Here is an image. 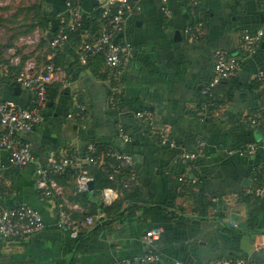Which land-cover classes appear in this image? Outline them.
Returning a JSON list of instances; mask_svg holds the SVG:
<instances>
[{
	"label": "crops",
	"instance_id": "0c3cea01",
	"mask_svg": "<svg viewBox=\"0 0 264 264\" xmlns=\"http://www.w3.org/2000/svg\"><path fill=\"white\" fill-rule=\"evenodd\" d=\"M39 1L50 23L47 28L36 27L38 40L33 43L24 35L20 42L13 41L10 24L18 10L11 7L14 0H0V8L9 7L0 10V17H6L0 21V100L21 107L30 106L31 97L13 82L12 75H32L42 68L51 49L49 38L61 20L70 18L66 0ZM81 1L86 27L80 38L83 43L97 32L100 24L92 19L106 0ZM194 1L199 5L193 13ZM198 23L205 34L190 42L185 30ZM260 31L258 51L243 60L236 77L217 85L210 95L204 94L214 75L215 53L239 54L242 35ZM121 40L132 46L133 57L116 82L101 58L82 66L67 46L60 48L66 64L73 65L72 73L65 68L72 76V86L65 89L61 83L52 84L41 123L19 138L43 165L63 153L82 156L91 146L129 153L135 161L136 211H129L121 190L116 200L121 212L108 217L103 197L107 187L97 173H91L94 189L88 194L78 196L75 177L69 173L56 179L60 197L43 201L33 165L8 168L3 171L0 205L6 209L32 207L41 214L44 229L29 238L0 240V264L137 260L148 249L146 233L156 227L163 230L154 242L162 254L158 264L238 258L264 264V193L258 197L248 193L264 188V80L255 79L264 70L260 0H137ZM74 95L86 107L83 120L69 117ZM205 96L211 98L206 102ZM141 110L150 111L157 125L168 130L174 146L159 144L151 136L148 125L135 116ZM119 120L133 138L130 144L118 138ZM192 155L198 156L185 158ZM0 158L6 164L5 152ZM182 176L195 182L183 186ZM60 201L75 220L96 218L95 225L85 228L88 232L75 255L80 241L55 225Z\"/></svg>",
	"mask_w": 264,
	"mask_h": 264
},
{
	"label": "built area",
	"instance_id": "2783aa9c",
	"mask_svg": "<svg viewBox=\"0 0 264 264\" xmlns=\"http://www.w3.org/2000/svg\"><path fill=\"white\" fill-rule=\"evenodd\" d=\"M264 7V0H260ZM193 10L198 7V2L192 3ZM66 7L70 11V18L61 20V25L52 37L50 42L51 52L44 66L35 74L25 75L21 73L13 74V82L25 90L31 97V104L21 107L11 101L0 100V153L7 154L6 164L0 158V194L4 192L3 171L6 169H20L30 165L35 168L37 190L41 200L48 201L60 197L56 179L64 176L70 170H78L76 176V193L78 195L90 191L92 178L86 165H96L101 167L108 180L117 187H107L104 189V202L111 206L118 198L121 190H127L130 182L136 181L134 170L135 161L132 155L126 152H109L108 161L96 159L90 154L84 157L77 153H63L57 158L50 159L46 164H40L30 150L28 143L22 141L19 135L22 132L31 133L42 121V113L47 106V92L54 83H61L65 89L72 86V76L69 75L63 66L55 63V51L64 47L68 42L70 30L80 28L83 24L84 14L79 1L66 0ZM137 9V0H106L102 7V13L98 19L100 27L92 35L91 39L81 43L74 50L77 61L86 66L88 62L97 56L103 57V63L116 82L122 74L124 66L133 57L132 46L121 38L115 40L124 33L126 20ZM168 13V11H165ZM185 34L190 42L201 40L205 34L202 24H192L186 28ZM263 31L256 34L245 33L241 37V52L232 55L226 51L219 50L215 53L214 75L211 83L206 88L204 94L210 95V91L219 83L232 80L236 77L243 60L254 55L260 46ZM18 61V60H16ZM257 81L264 80V70L255 75ZM110 100L113 102L116 96L115 89L112 90ZM72 105L74 108L72 119L83 120L86 116V107L80 102L77 95L73 96ZM136 118L146 123L151 136L159 144L174 146L170 139L168 130L158 126L153 114L147 110H141L135 114ZM118 138L123 144L131 142V136L126 130L123 122L117 123ZM202 147L203 143L198 142ZM91 146L89 152L95 150ZM255 148L251 147V152ZM201 153V151H200ZM198 155L186 156L185 158H195ZM264 179V174L262 175ZM194 183L195 180L182 176L179 182L184 186L187 182ZM250 195L261 196L264 188L257 191L249 190ZM96 223V218L89 216L85 221L75 220L69 214L63 202L57 204L56 228L64 231L72 239H77L85 228L92 227ZM44 229V221L41 214L28 205H21L16 208L6 209L0 205V240L9 241L13 239L29 238ZM162 228L156 227L149 230L145 236V243L148 247L146 253L137 260L125 259L114 264H158L162 259V254L154 247V242L162 235ZM172 264H182L174 261ZM204 264H253L251 259L238 258L235 260L222 259Z\"/></svg>",
	"mask_w": 264,
	"mask_h": 264
},
{
	"label": "trees",
	"instance_id": "16d2710c",
	"mask_svg": "<svg viewBox=\"0 0 264 264\" xmlns=\"http://www.w3.org/2000/svg\"><path fill=\"white\" fill-rule=\"evenodd\" d=\"M74 1H77V0H74ZM80 3H82L81 0H78ZM41 6H39V9L41 10L40 12V15L38 16V26H40L41 28H47V25L50 23L49 21V18L46 17L44 15V10H45V7H44V3H41L40 4ZM102 13V10L99 11V13H97V15L94 17L95 19H92L93 21H96L98 22V19L100 17ZM61 25V21L58 23V26L56 28V30L53 32L52 36L48 39V37H45V39L49 40V44L51 42V39L52 37L56 34V32L58 31L59 27ZM100 27V26H99ZM86 27H84V21H83V24H82V27L80 28H76V29H73V30H70L69 33H68V42L66 43L65 46L68 47L69 49V52L72 53L73 57L76 58V56L74 55V50L81 45V35L84 33L83 31L85 30ZM49 29V28H48ZM99 29V28H98ZM98 31V30H97ZM96 33V32H95ZM94 33V34H95ZM60 49L56 50L55 51V63L57 66H63L64 68H67V70L72 73V69L73 68V65H68L66 64V62L64 61V56L63 54H61L59 52ZM51 52V50L49 51V53ZM95 58H101V60L103 61V57L102 56H97V57H94L92 59H95ZM220 84V83H219ZM218 84V85H219ZM15 85V84H14ZM222 85V82L221 84ZM212 91V90H211ZM214 92V90H213ZM49 89H48V92H47V102H49ZM205 98L207 99L206 102L209 100V96H205ZM131 139L133 140L132 136H131ZM131 140V142H132ZM25 142V141H24ZM130 142V143H131ZM129 143V144H130ZM112 149H109V148H106V147H103V146H96L95 150L93 152H89L86 151L83 155L85 156L86 154H90L92 157L96 158V159H99V160H103V162H106L108 161V157H107V154L109 152H114V150ZM123 152V151H120V153ZM70 153H75V152H70ZM115 153V152H114ZM82 155V157H84ZM83 167L87 168L88 171H89V174L91 176V173H97L101 176V178L103 179V182H104V185L103 187H117L115 186L112 182H110L107 178V176L105 175V173L102 172V170L100 169L101 167L99 166H96V165H86V164H83ZM79 171L78 170H70L68 172H66L64 175H67L69 173H71L74 177H75V180H76V176H77V173ZM94 183H97L95 181V179H93ZM136 181L134 182H130V186L127 190H122L123 193H124V200L128 201L129 203V211L134 213L137 209V205H135V200H136V189H135V186H136ZM89 192L87 193H84V194H80L78 196H81V195H85V194H88ZM122 206L120 205V202L119 201H116L114 204H112L111 206H108V207H105V212L107 214L108 217H112V216H116L118 213L121 212V208ZM100 228V227H99ZM99 228H97L95 231H93V234H95ZM87 230L86 231H83L79 237L77 239H74L76 242H79L86 234H87Z\"/></svg>",
	"mask_w": 264,
	"mask_h": 264
},
{
	"label": "rangeland",
	"instance_id": "374dc122",
	"mask_svg": "<svg viewBox=\"0 0 264 264\" xmlns=\"http://www.w3.org/2000/svg\"><path fill=\"white\" fill-rule=\"evenodd\" d=\"M13 4L14 5L11 7H14L16 11L18 10L15 13L16 17L14 18V21H12L10 24V26H13V28L10 29V31H13L11 33V37L14 38L13 41L20 42L21 37L24 35L23 37H27V39L30 42L34 43V41L38 40L36 27L38 26V16L40 15V12H41V10L39 9V6H41L40 1L39 0H25V1L24 0H14ZM8 8L9 7H1L0 10H4ZM3 16L0 17V21H4L6 19V17H3ZM41 40H43V38ZM33 43L31 45H33ZM15 56L21 57V55L18 53ZM16 60H18V58H16L15 61ZM45 61H46V58L43 62ZM16 62H17V65L15 66H18L20 63H18V61Z\"/></svg>",
	"mask_w": 264,
	"mask_h": 264
},
{
	"label": "water",
	"instance_id": "95a60500",
	"mask_svg": "<svg viewBox=\"0 0 264 264\" xmlns=\"http://www.w3.org/2000/svg\"><path fill=\"white\" fill-rule=\"evenodd\" d=\"M177 35H178V33H177ZM121 37H122V34L118 36V38L115 40V42H117L118 39L121 38ZM14 92H15L16 94H18V93L20 92L19 88H15V89H14ZM89 186H90V191H92V190L94 189V184H93V182H90ZM105 222H106V221H104L103 224H104ZM81 241H82V240H81ZM81 241L78 243V245H77L75 251L73 252V255H75L77 249L79 248V246H80V244H81ZM71 260H72V257H71ZM69 264H70V263H69Z\"/></svg>",
	"mask_w": 264,
	"mask_h": 264
}]
</instances>
